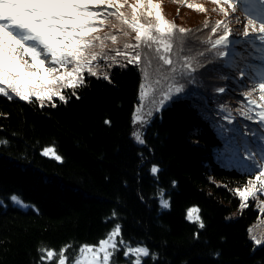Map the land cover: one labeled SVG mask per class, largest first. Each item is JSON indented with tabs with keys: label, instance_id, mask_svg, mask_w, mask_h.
I'll list each match as a JSON object with an SVG mask.
<instances>
[{
	"label": "trees",
	"instance_id": "1",
	"mask_svg": "<svg viewBox=\"0 0 264 264\" xmlns=\"http://www.w3.org/2000/svg\"><path fill=\"white\" fill-rule=\"evenodd\" d=\"M69 2L88 8L54 7L68 23L95 24L116 12L90 0ZM178 2L168 0L165 8L174 11ZM185 2L202 12L185 28L217 29L206 43L213 75L200 76L199 88L195 77L186 81L150 116L143 146L132 139L143 77L137 64L111 66L106 77L85 74L75 88L63 89L64 100L41 104L0 93V199L6 200L0 204V264H58L59 253L71 263L83 245H97L117 224L110 264L137 258L140 264H264V192L256 180L264 160L251 130L264 132L257 116L264 101L253 79L264 73V50L259 38L257 44L243 33L235 46L215 45L235 31L233 15L253 21L256 13L246 0ZM46 147L61 159L42 154ZM253 163L260 171L252 172ZM249 181L255 193L242 200L237 190L247 195ZM13 194L34 207L13 204ZM192 206L200 222L187 219ZM129 247L149 254L125 255Z\"/></svg>",
	"mask_w": 264,
	"mask_h": 264
},
{
	"label": "rangeland",
	"instance_id": "2",
	"mask_svg": "<svg viewBox=\"0 0 264 264\" xmlns=\"http://www.w3.org/2000/svg\"><path fill=\"white\" fill-rule=\"evenodd\" d=\"M167 1L168 0H110L109 3L108 0H105V2L100 5V7L106 6V8H114L115 10V5H120L121 7L119 11L124 14L125 19L129 22H131L133 19L134 14L132 8L134 6L136 8L135 18L139 24L145 25V27H147L148 22H153L159 25V34L155 29L149 32L142 30L140 32L141 40L139 41L135 39L137 35L136 30L131 26L130 23L125 24L121 20L117 19L115 11L111 16H109L110 12H108V15L106 14V17L109 16L108 18L104 16L100 17L94 24V33L100 38L96 41V48L94 49V51L98 53L97 60L91 61V65L93 66V69L96 73L94 76L106 77L107 69L109 67L123 63H130V60L133 61L131 63L140 66L143 77L141 82L139 102L135 111L137 120L134 132H139L140 127L144 123V119H149L150 116L159 111L172 98L176 97L179 93L178 89H183L184 87L182 85L186 81L191 79L193 80L195 77L194 82H199V86L196 88H199L201 80L200 76H204L207 79V77H211L213 75L209 73L211 72L212 65L210 60L211 52L206 49V43L211 36L210 32L213 26L209 32L205 30L203 31L202 27L200 26L185 28L183 25L187 24V22L200 20L202 17V12L198 11V9L194 7H186V0H179L176 7L173 8L176 13L171 14L174 11L165 8ZM249 1L252 7L255 9V18H253L252 21V17H249L248 15L244 17L240 16L239 14L233 15V26L235 31H231V33L227 34V39L229 41L240 40L241 34H244L245 30H247L248 35H251L250 38H255L254 42L259 44L256 39L262 35L260 32V25L261 22L264 21V0ZM12 2H15V0H12ZM163 6L164 10L162 8ZM20 10L22 9L18 8L15 11ZM29 11L31 12L30 9ZM46 11H53V9ZM69 14H71L70 11ZM100 14L103 15L101 12ZM167 16H169L171 19H174H172V23H169ZM185 16H188L187 21L184 20ZM31 18L37 19L39 17L31 16ZM20 19L25 18L21 17ZM76 21H70L69 23L65 21L64 23L61 21L50 20L47 23L49 25L55 24L57 28H68L69 30H73L74 26L78 25V22ZM249 21H251V24ZM118 22L121 25L125 24L124 26L126 28L120 27L121 25L118 26ZM179 22H182L181 29L184 27L185 30H187L186 32L185 30L184 32H179L177 30L179 29ZM84 33L86 36H91L94 34L93 30L88 28L84 31ZM125 33H127V35H125ZM41 34L49 37V39L52 40V42L57 47H60L62 43H66L65 41L61 40V36L63 34L57 35L54 29L41 28ZM54 36L55 39H53ZM111 36H116L115 42L111 40ZM151 37L157 38L151 39ZM101 42L103 43V48L100 47ZM231 44L232 43H229L228 45ZM126 45H128V47H126ZM4 55L6 58L5 66L7 67L11 63V59L8 57L7 52H5ZM165 59L169 60L171 63L165 64ZM37 66L41 69L40 77L23 79L22 84L18 83L17 85L18 87H22L24 89L28 99H38L37 96L32 95L33 90L39 92L43 96V101H51L53 98H60L61 95L63 96V89L68 87L72 88V86L68 84L67 80H64L62 83L50 82L51 76L43 71L49 66V61H46L43 65L38 64ZM71 69L72 65H67L66 67L58 66V71L60 74H63L65 71H71ZM25 71L26 70L18 71L14 73V75H18L23 78L25 76ZM85 74L92 75L89 73L87 68L83 69L80 75L83 77ZM33 79L39 80L40 84L38 86H34ZM207 81L209 80H206V82ZM0 87L5 89V92L2 94L8 97H16L15 94L11 92V89L7 83L0 84ZM57 88L59 89V95L52 96L51 99H48V96L43 95L45 92L55 91ZM38 100L41 101L40 99ZM134 138L137 140L135 136ZM46 148L53 149L52 147ZM46 148L42 150V154ZM56 155L57 154L54 151V153H49L47 156L55 158ZM11 196L12 195L9 196V200L13 204L23 209L34 207L32 204L24 202L20 198V201L25 206L16 204L11 200ZM163 199L168 202L165 196H163ZM0 201L3 202L2 204H6V200L0 199ZM159 202L161 205V195L159 196ZM193 207L197 208L196 206L189 207L186 211V217H188V210ZM191 221L200 222L199 212L194 214V219ZM114 230L115 229H113L111 233ZM117 236L118 234L113 236L115 244ZM84 246L85 245L80 248L78 254L71 263H68L65 259V256L62 253H59L58 264L61 259V255H63L66 264H75L76 260H79L80 264H87L93 255H95L96 260L102 264L105 251L112 254L113 250V247L109 245L106 246L102 251L100 250V244L98 243L97 245H87L95 249L94 252H89L87 250L81 251ZM49 252L54 254L53 251ZM130 253H133L134 255L137 254L134 252ZM50 257L51 256H48V258ZM110 259L111 255L109 256L108 264H110Z\"/></svg>",
	"mask_w": 264,
	"mask_h": 264
},
{
	"label": "snow or ice",
	"instance_id": "3",
	"mask_svg": "<svg viewBox=\"0 0 264 264\" xmlns=\"http://www.w3.org/2000/svg\"><path fill=\"white\" fill-rule=\"evenodd\" d=\"M104 2L105 0H90V3H95L97 5H100ZM108 2L110 3V0H108ZM54 7L67 9H87L88 4L71 3L69 0H32V2H29V0H15V2H12V0H0V84L7 83L11 89V92L21 100H26L28 97L24 89L17 86L18 83L22 84L23 79L40 77L41 69L37 65H43L46 61H49V66L43 71L51 76V83H62L64 80H67L68 84L75 88L82 80L80 74L83 69L87 68L90 74H96L93 66L91 65V61L97 60L98 53H96L94 49L96 48V41L100 39L94 33L95 25L93 23L78 24L74 26L73 30H69L68 28H57L55 24L49 25L47 22L50 20H67L62 12L46 11L53 9ZM115 7L117 10L115 13L117 19L121 20L125 24L130 23L131 26L136 30L137 35L135 39L137 41L141 40L140 32L142 30L149 32L155 29L159 34L158 24L148 22L147 27H145V25H141L137 22L135 18L136 8L134 6L132 8L134 15L131 22L127 21L124 17V14L119 11L121 7L120 5H115ZM18 8L22 10L15 11ZM31 16H38L39 19H32ZM21 17L25 19H20ZM89 19L92 20L93 17H89ZM249 23L251 24V21H249ZM41 28H51L55 30L57 35L63 34L61 36V40L67 41V43H62L60 47H57L52 42V40L49 39V37L41 34ZM83 28L93 30L94 34L91 36H86L84 33H81L79 37L73 35V31ZM181 31H183V29H181ZM212 31L215 33L217 29L213 28ZM260 32L262 35L259 37L261 41L259 47L264 50V21L261 22ZM125 35H127V33H125ZM244 35H248L247 30H245ZM156 38L157 37H151V39ZM53 39H55V36ZM111 40L115 42L116 36H111ZM253 40H255V38H253ZM229 43H232L233 46H235L241 42L229 41L227 39V34L220 36V38L215 41V45L225 48L228 47ZM100 47L103 48L102 42ZM126 47H128V45H126ZM5 52L8 53V57L11 59V63L7 67L5 66ZM129 62L131 63L133 61L130 60ZM164 63L170 64L171 62L165 59ZM67 65H72L71 71H65L63 74H60L58 71V66L66 67ZM23 70H26L25 76L23 78L18 75H14V73ZM253 79L258 83L261 100L264 101V73L260 74L258 80L257 78ZM39 84V80L33 79L34 86H38ZM4 92L5 89L0 87V93ZM32 95L37 96V98L41 100V104H43V96L39 92L33 90ZM43 95H46L48 96V99H51L52 96L59 95V89L57 88L55 91L45 92ZM9 98L11 99L12 97L9 96ZM60 99L64 100L65 97L61 95ZM257 116L260 123L264 125V105L259 106ZM251 130L256 136V140L253 141V143L258 144L260 158L261 160H264V145H259V140L264 139V132H260L258 128ZM133 135L136 137L138 142L143 143L141 134L139 132H134ZM0 143H3V141H0ZM49 153H54V149L46 148L43 154L48 155ZM55 159L60 160L61 157L56 155ZM248 167L252 170V172L260 171V169L256 167L255 163L249 165ZM151 171L153 174H155L158 171V168L153 166ZM252 172H247L246 174L251 175ZM256 180L260 183V190L264 192V171L260 172V175L256 177ZM173 184H175V182H173ZM249 185L250 187L247 190V195L245 191L237 190L242 200L247 199V196L254 195L255 193V181H249ZM11 200L16 204L25 206L15 194L11 196ZM2 203L3 202L0 201V204ZM161 205L162 207L169 206L168 202L163 199V190H161ZM243 206L244 205L242 204L241 207ZM197 212V208H190L188 210L187 218L189 220L194 219V214ZM200 227H204L203 223H201ZM119 232L120 225L117 224L115 230L109 234L106 239L99 241L100 250L103 251L105 247L109 245L115 248L113 236L117 235ZM256 243H261V240H256ZM84 250L89 252L95 251V249L87 245L81 249V251ZM130 252L142 253L145 256L149 254L147 248L132 249L129 247L125 252V255H128ZM52 255V252H48V256ZM110 255L111 253L105 251L102 264H108ZM59 264H66L63 255H61ZM75 264H80V261L76 260ZM87 264H101V262H98L95 258V255H93ZM134 264H140V259L137 258Z\"/></svg>",
	"mask_w": 264,
	"mask_h": 264
},
{
	"label": "water",
	"instance_id": "4",
	"mask_svg": "<svg viewBox=\"0 0 264 264\" xmlns=\"http://www.w3.org/2000/svg\"><path fill=\"white\" fill-rule=\"evenodd\" d=\"M134 119H135V120L137 119V116H135V114H134ZM144 121H147V119H144ZM132 139H133V141H134V143H135L136 145H138V146H143L144 141H143V143H140V142H138L137 140H135L134 136H132ZM141 139L143 140L142 136H141Z\"/></svg>",
	"mask_w": 264,
	"mask_h": 264
},
{
	"label": "bare ground",
	"instance_id": "5",
	"mask_svg": "<svg viewBox=\"0 0 264 264\" xmlns=\"http://www.w3.org/2000/svg\"><path fill=\"white\" fill-rule=\"evenodd\" d=\"M133 118H134V116H133ZM137 120V119H136ZM136 120L134 119V121H135V123H136ZM148 120L149 119H147V121H144V123H143V125L140 127V130H139V132H140V134H141V136H142V138H143V132H142V130H143V128L145 127V123H147L148 122ZM134 136V135H133Z\"/></svg>",
	"mask_w": 264,
	"mask_h": 264
}]
</instances>
